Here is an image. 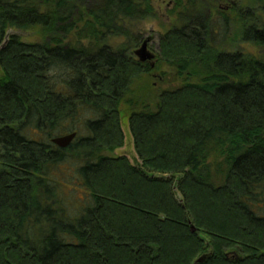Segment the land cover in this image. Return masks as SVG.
<instances>
[{
	"label": "trees",
	"instance_id": "16d2710c",
	"mask_svg": "<svg viewBox=\"0 0 264 264\" xmlns=\"http://www.w3.org/2000/svg\"><path fill=\"white\" fill-rule=\"evenodd\" d=\"M217 2L175 0L152 67L127 25L153 0H0V264H264V59L229 50L264 45L260 3ZM122 103L139 165L108 154Z\"/></svg>",
	"mask_w": 264,
	"mask_h": 264
},
{
	"label": "rangeland",
	"instance_id": "374dc122",
	"mask_svg": "<svg viewBox=\"0 0 264 264\" xmlns=\"http://www.w3.org/2000/svg\"><path fill=\"white\" fill-rule=\"evenodd\" d=\"M154 5L157 8L158 14L154 16L147 17L142 20L134 21L133 23H130L128 28L132 27L130 30L132 33H136L142 38V41H140L135 49L138 50L141 48L142 44L145 40H148V50L152 53H154L156 56L154 59L147 61L148 64L155 65L158 63V53H159V44H160V38L161 36L166 32L168 28L171 27L173 21H175V15H172L170 12L175 6V0H153ZM260 3L259 0H218L216 3V6L221 11H226L233 7V5L237 4H243L244 6H253V3ZM263 3H260L259 9L257 10V13L260 17V26H264V0H262ZM8 34H17L20 36V38L24 42H35L40 40V33L36 28H29V29H22V28H13L8 30ZM127 39L122 38H115L111 39L110 42L112 44H118L121 45L123 43H126ZM241 49L245 53H249L251 55H254L256 57L264 59V45L258 46L253 43L249 42H243L239 38L234 42L233 46H229V50L234 49ZM136 56V55H135ZM137 57V56H136ZM163 71L167 72L166 80H163L162 78V70L159 71V68L154 69V71L150 72L147 75H144L138 84H136V91H138L139 94H143L145 92L143 86L146 82L149 86H154L156 90L167 88L169 87L173 82L174 75L172 74L173 70L168 67H161ZM1 74V70H0ZM142 82V83H141ZM153 88V89H154ZM154 89V91H155ZM152 88L148 87L147 92H145L143 95L144 97L148 95V92L151 91ZM152 93L153 90H152ZM121 110V126L124 133V145L117 150L114 151L113 154L108 153L109 155L113 156H126L134 165L141 164L138 154L135 150L134 145V139L133 135L130 130L129 126V115H130V109L128 105L121 104L120 107ZM84 118H87V115H84L82 117L77 118L75 125L76 128L80 130V133H84L85 126H84ZM78 130V131H79ZM73 165L72 163L68 162L67 164L63 165L60 170H58L57 175L60 179L64 177H69L70 174L73 173ZM64 188L70 189L71 186L68 182L63 183Z\"/></svg>",
	"mask_w": 264,
	"mask_h": 264
},
{
	"label": "water",
	"instance_id": "95a60500",
	"mask_svg": "<svg viewBox=\"0 0 264 264\" xmlns=\"http://www.w3.org/2000/svg\"><path fill=\"white\" fill-rule=\"evenodd\" d=\"M135 55L141 62H147L155 58V54L148 50V40H145L142 44L141 48L135 51ZM154 67V64H152ZM77 133H69L63 136L55 137L52 141L54 144L59 146L60 148H67L76 138ZM194 230V228H192ZM202 261V259H199Z\"/></svg>",
	"mask_w": 264,
	"mask_h": 264
}]
</instances>
